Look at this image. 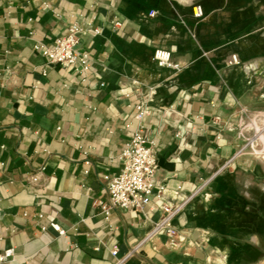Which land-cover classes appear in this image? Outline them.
I'll list each match as a JSON object with an SVG mask.
<instances>
[{"label":"crops","instance_id":"1","mask_svg":"<svg viewBox=\"0 0 264 264\" xmlns=\"http://www.w3.org/2000/svg\"><path fill=\"white\" fill-rule=\"evenodd\" d=\"M263 10L261 0H0V252L16 250L0 264H115L163 205L186 200L173 222L186 240L156 235L125 264H264V162L239 153L264 110L263 60L244 62L264 50L233 47L235 33L264 31ZM74 22L100 31L82 41L88 74L35 49ZM158 47L179 71L155 63ZM139 104L150 109L142 123ZM140 126L156 140L164 195L106 220L105 177ZM51 222L66 235L43 233Z\"/></svg>","mask_w":264,"mask_h":264},{"label":"built area","instance_id":"2","mask_svg":"<svg viewBox=\"0 0 264 264\" xmlns=\"http://www.w3.org/2000/svg\"><path fill=\"white\" fill-rule=\"evenodd\" d=\"M193 13L197 19H203L206 16L205 9L201 4L194 5ZM150 15L154 17L155 11H152ZM116 26H120V23H117ZM98 33H100L98 29H90L74 22L66 35L59 37L52 44L40 42L35 45V49L41 51L52 65H61L74 69L80 74H88L95 60L88 51L82 49L81 45L85 36ZM154 61L163 68L175 71L181 69V64L174 60L172 52L163 47H158L154 51ZM239 62L238 55L234 54L229 64L237 65ZM135 108L136 119L142 123L150 115V109L141 104L136 105ZM244 112L247 113V111ZM248 125L252 134L246 139V143L239 153L248 152L254 158L264 162V114H257L250 118ZM121 160L123 163L120 172L105 177L108 181V200L100 202L99 205L102 207L106 220L110 219L113 211L120 208L141 212L151 204L154 197L161 198L165 192V186L158 185L156 182L159 168L156 140L145 135L142 126L134 131L127 142ZM34 180L36 181L37 178ZM187 201L176 206L163 205V214L160 220L154 224L152 230L139 243L131 246L129 252L123 258L118 259L115 264H125L129 257L140 251L143 245L156 235L166 234L174 247L183 243L186 240V235L181 233L173 222L184 209ZM49 229L58 232L60 236L66 235V230L57 222L42 226L41 230L43 233H47ZM118 252L119 249L116 247L112 254L116 257ZM15 253V248L0 252V262L12 258Z\"/></svg>","mask_w":264,"mask_h":264},{"label":"rangeland","instance_id":"3","mask_svg":"<svg viewBox=\"0 0 264 264\" xmlns=\"http://www.w3.org/2000/svg\"><path fill=\"white\" fill-rule=\"evenodd\" d=\"M255 1H257V0H255ZM261 1L264 2V0H261ZM262 12H264V10ZM263 15H264L263 13H262V15H258L256 20H259V22H262V20L264 19ZM192 16H194V13H192ZM195 19H197V18H195ZM198 20H201V19H198ZM262 30L263 29H260L259 31H257V29L256 30L253 29V28L250 29V27H249L247 32L242 30L238 34L235 33V36L233 37L234 51H236L238 53L239 51H244V50H246V51L247 50H254V49H262V50H264V33H263L264 31L262 32ZM261 53L264 54V51L261 52ZM239 56L243 60L250 59V61L244 62L245 64L255 63L257 61V59L258 60H263V61H261V67L260 68L261 69L264 68V56H254V55H252V56L247 57L246 59L242 58L241 55H239ZM258 112L259 113L263 112V114H264V110L253 111L251 114H256ZM249 122H250V120H249ZM247 155L250 156L248 152H247Z\"/></svg>","mask_w":264,"mask_h":264}]
</instances>
